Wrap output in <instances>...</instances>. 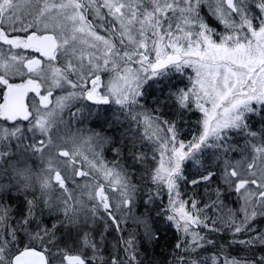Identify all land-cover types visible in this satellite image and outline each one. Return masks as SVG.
<instances>
[{"label": "snow or ice", "instance_id": "6c2138e0", "mask_svg": "<svg viewBox=\"0 0 264 264\" xmlns=\"http://www.w3.org/2000/svg\"><path fill=\"white\" fill-rule=\"evenodd\" d=\"M0 264H264V0H0Z\"/></svg>", "mask_w": 264, "mask_h": 264}]
</instances>
